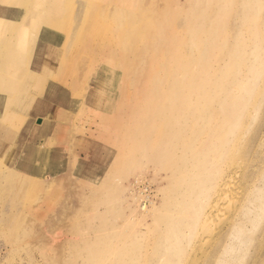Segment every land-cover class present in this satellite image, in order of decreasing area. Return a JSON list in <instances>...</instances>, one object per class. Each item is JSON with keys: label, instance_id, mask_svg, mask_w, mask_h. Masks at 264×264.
Segmentation results:
<instances>
[{"label": "rangeland", "instance_id": "1", "mask_svg": "<svg viewBox=\"0 0 264 264\" xmlns=\"http://www.w3.org/2000/svg\"><path fill=\"white\" fill-rule=\"evenodd\" d=\"M34 8L45 10L40 0H0V23L39 26L47 13L35 18ZM59 11L61 45L42 42L25 61L33 71L32 57L45 58V88L0 75V264H216L221 252L192 248L234 220V200L249 193L241 175L218 206L210 187L246 157L241 148L227 157L218 119L211 127L195 104L202 94L264 110V0H63ZM162 22L147 47L159 56H135L141 48L127 41ZM171 88L188 90L175 107ZM206 141L215 146L204 153ZM232 237L241 246L227 264H264V192L249 228Z\"/></svg>", "mask_w": 264, "mask_h": 264}, {"label": "bare ground", "instance_id": "2", "mask_svg": "<svg viewBox=\"0 0 264 264\" xmlns=\"http://www.w3.org/2000/svg\"><path fill=\"white\" fill-rule=\"evenodd\" d=\"M40 1L41 4L44 5L45 10L34 8L33 16L36 18L37 12L40 11L47 13V15L42 18L41 25L37 26L36 23H33L32 26L18 27L11 23H0V75H4L3 77L5 78V84H10L11 86L15 84V80L13 79L12 75L9 74L11 71H15V76L20 75L26 79L25 82L27 89L35 90L40 86L42 90L45 88L46 79H44L41 75L44 70L43 68L45 64V58L42 57L37 60V56L32 57L34 60L31 65L33 71L28 70L29 64L25 61L29 60V54L31 52L36 51L34 46L36 47V45H38L39 48L43 47L42 42L52 43L51 45L56 43L61 45L59 43L61 40L57 37L59 36L58 22L61 19V12L59 10L63 0ZM125 1L126 0H119V3L122 4ZM162 28H164L163 22L155 32L153 30L152 33L148 34L144 27H142L140 29L139 42L128 40L127 43H129L131 47H136L135 49L141 48L140 51H135L132 48L134 55L143 57L142 55L144 54V51L150 50L152 53L154 52L157 56H159L160 53H156L153 48L147 49V47L152 46L149 44H153L155 39L158 40L159 38L163 37L161 33ZM174 32V30L171 32V37H174ZM132 34L133 36H130L133 37L132 39H135L137 37L136 32ZM215 36H217L218 39L219 36ZM210 40L213 39L210 38ZM18 46L21 49L20 54L16 53ZM58 50L59 52L61 51V46L58 47ZM36 52L38 53V51ZM126 58L131 64V56H126ZM211 58L212 56L204 57L207 62H210ZM132 61H135V59L132 58ZM23 63L24 66L22 65ZM167 65H169V63H167ZM190 67L191 63H189V69ZM2 88H4L6 91L8 90V87ZM21 89L25 91L24 86L21 87ZM10 90L11 88L9 91ZM185 91L188 90L180 92L175 91L174 88H171L170 95L165 96L162 93L160 94L165 96V101L168 102L171 107H175L173 102H176L175 100H177L178 103L183 101ZM197 97L201 102H204V104H200V102H198L195 104L196 108L202 105L206 106L209 110V125L212 127L213 116L218 119L219 129L217 131V139H222L225 145L229 146L228 150L222 151L228 155L227 157H229L232 154H235L236 150L241 148V152H244V157H246V159H243L240 163H236L235 159L227 163L226 167L223 168L219 175L220 179L217 181L214 180L210 187V189L212 188L211 194H214V205L218 206V202L221 201L228 192L229 186L231 185V177L236 176V174L241 175L242 189L243 187L246 188L249 193L244 199L237 197L234 200L233 204H236L238 201H240L237 206V214L234 220L230 222L226 228L216 229V231L210 234L207 238H203L200 240V242H196L192 248L195 249L200 246V244H209L216 253L221 252V255L215 259V263L227 264L234 262V260L237 258L236 256L230 255L231 250H235V248H239L241 246V242L235 241L233 239L232 230L234 228L241 229L242 226L249 228L251 225V215L255 211L256 201L261 198L262 193L264 192V182L260 184V175L262 169H264V160L261 161V157L264 156V110H262L260 113H256L255 111L251 110L244 111L238 109L235 104H230L229 101L224 98L220 99L219 104L214 106L212 99H208L206 101V97H204L202 94H198ZM190 98L191 96L188 97V100H190ZM12 101V103H15L16 99H12ZM146 123L148 122H145L144 124ZM168 126L169 124L167 127ZM246 130H248L247 135H245ZM131 133H134V131ZM211 133L212 131H207V134L211 135ZM141 140L142 146L144 148L145 145L143 138ZM166 140L167 139L164 141V145L163 141H161V149L163 148L165 150H170L171 143L167 142ZM214 146L215 145L212 146L206 141L199 148L205 153L207 147L211 150V148L213 149ZM136 148L137 146L132 141V147L130 149L131 154L136 153L134 152ZM152 202L153 201H151V203ZM152 206H154V203H152L151 206L145 207L144 212H149L148 209ZM208 211L210 210L208 209ZM202 217H207V213L204 212ZM210 256L211 254L209 253L208 257Z\"/></svg>", "mask_w": 264, "mask_h": 264}]
</instances>
